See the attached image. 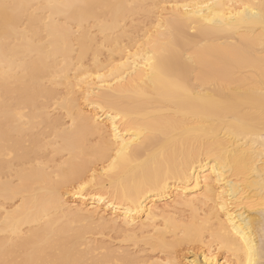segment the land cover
<instances>
[{
  "label": "snow or ice",
  "instance_id": "snow-or-ice-1",
  "mask_svg": "<svg viewBox=\"0 0 264 264\" xmlns=\"http://www.w3.org/2000/svg\"><path fill=\"white\" fill-rule=\"evenodd\" d=\"M0 264H264V0H0Z\"/></svg>",
  "mask_w": 264,
  "mask_h": 264
},
{
  "label": "bare ground",
  "instance_id": "bare-ground-1",
  "mask_svg": "<svg viewBox=\"0 0 264 264\" xmlns=\"http://www.w3.org/2000/svg\"><path fill=\"white\" fill-rule=\"evenodd\" d=\"M178 2H184V0H178ZM205 2H207V0H205ZM135 49H133L134 51ZM73 202H75L78 198L76 197H72ZM81 203H84L83 201H81ZM79 206V205H78ZM87 206L91 207V201L87 202ZM237 211L244 217L250 219L253 221L252 227L254 229L258 228L259 226V219H260V214H259V210H252V209H237ZM237 225L240 226V220L239 217L237 218ZM253 234L255 235V231L253 232ZM258 240V237H257ZM191 256H189L191 259H198V260H203L204 256L203 254L200 255H193V253H195V251H190Z\"/></svg>",
  "mask_w": 264,
  "mask_h": 264
},
{
  "label": "rangeland",
  "instance_id": "rangeland-1",
  "mask_svg": "<svg viewBox=\"0 0 264 264\" xmlns=\"http://www.w3.org/2000/svg\"><path fill=\"white\" fill-rule=\"evenodd\" d=\"M71 199H72V198H71ZM72 200H73V199H72ZM192 251H195V249H192ZM185 253H186V255L191 256V254H190L191 252H190L189 250L186 249V250H185Z\"/></svg>",
  "mask_w": 264,
  "mask_h": 264
}]
</instances>
